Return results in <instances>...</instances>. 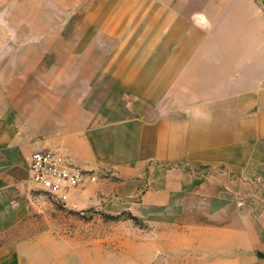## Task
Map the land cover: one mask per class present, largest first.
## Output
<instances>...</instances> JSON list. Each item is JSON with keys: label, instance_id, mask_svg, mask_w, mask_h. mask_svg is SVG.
Here are the masks:
<instances>
[{"label": "crops", "instance_id": "crops-1", "mask_svg": "<svg viewBox=\"0 0 264 264\" xmlns=\"http://www.w3.org/2000/svg\"><path fill=\"white\" fill-rule=\"evenodd\" d=\"M57 1L58 89L34 137L0 134V264H109L44 233L29 166L51 148L97 176L65 208L150 225L115 264H264V0Z\"/></svg>", "mask_w": 264, "mask_h": 264}, {"label": "rangeland", "instance_id": "rangeland-1", "mask_svg": "<svg viewBox=\"0 0 264 264\" xmlns=\"http://www.w3.org/2000/svg\"><path fill=\"white\" fill-rule=\"evenodd\" d=\"M59 6L57 0H0V134L11 131L34 137L36 101L58 89L59 76L52 68L58 66L59 53L70 50L73 28L68 19L75 13ZM30 194L38 198L33 209L50 216L41 222L44 233H51L50 224L58 221L59 236L73 238L77 249L82 248L79 244H90L93 257L102 251L109 264H115L123 243L148 238L150 225L130 213L112 216L93 209L70 210L43 191ZM61 211L74 216L68 230L62 225L67 219L58 215Z\"/></svg>", "mask_w": 264, "mask_h": 264}, {"label": "built area", "instance_id": "built-area-1", "mask_svg": "<svg viewBox=\"0 0 264 264\" xmlns=\"http://www.w3.org/2000/svg\"><path fill=\"white\" fill-rule=\"evenodd\" d=\"M29 170L32 190L45 192L63 206L73 190L97 181V176L61 149L37 150L30 159Z\"/></svg>", "mask_w": 264, "mask_h": 264}]
</instances>
